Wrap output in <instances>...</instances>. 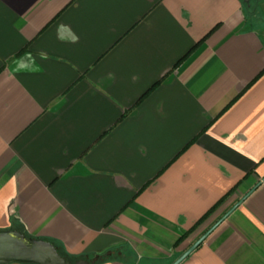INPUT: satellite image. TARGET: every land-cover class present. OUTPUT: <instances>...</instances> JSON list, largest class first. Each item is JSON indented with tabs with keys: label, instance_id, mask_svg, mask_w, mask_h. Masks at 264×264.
Masks as SVG:
<instances>
[{
	"label": "crops",
	"instance_id": "crops-1",
	"mask_svg": "<svg viewBox=\"0 0 264 264\" xmlns=\"http://www.w3.org/2000/svg\"><path fill=\"white\" fill-rule=\"evenodd\" d=\"M252 5L0 0V228L72 255L122 244L101 264H173L223 218L179 264H264Z\"/></svg>",
	"mask_w": 264,
	"mask_h": 264
},
{
	"label": "water",
	"instance_id": "water-1",
	"mask_svg": "<svg viewBox=\"0 0 264 264\" xmlns=\"http://www.w3.org/2000/svg\"><path fill=\"white\" fill-rule=\"evenodd\" d=\"M222 219L209 228L173 264H179L199 246ZM102 252H98L91 258L90 255H85V257L71 260L60 252L54 242L48 239L28 235L16 226L0 228V264H95L100 259ZM112 253L114 250L106 251L107 255Z\"/></svg>",
	"mask_w": 264,
	"mask_h": 264
},
{
	"label": "trees",
	"instance_id": "trees-1",
	"mask_svg": "<svg viewBox=\"0 0 264 264\" xmlns=\"http://www.w3.org/2000/svg\"><path fill=\"white\" fill-rule=\"evenodd\" d=\"M187 55L188 54H186L182 59H184V58H186L187 57ZM181 59V60H182ZM161 81V80H160ZM160 81L159 82H157L155 85H153V87L147 92V93H149L154 87H156L159 83H160ZM146 93V94H147ZM145 94V95H146ZM223 199V198H222ZM219 200V202H217V204H215V206H213V208H211L196 224H195V226H193L189 231H187V232H185L183 235H181V237L179 238V240L177 241V244L178 243H180L181 241H183L191 232H193L221 203H222V201L223 200ZM16 226V225H15ZM16 227H18V228H20L21 230H23V231H25V229L23 228V227H21V226H16ZM26 232V231H25ZM29 235V234H28ZM45 239H48V238H45ZM48 240H50V241H52V242H54L58 247H59V250H60V252L63 254V255H65V256H67L69 259H71V260H76V259H78V258H82V257H84V256H82V255H72V254H70L63 246H61V244H59L58 242H56V241H54V240H51V239H48ZM122 246V244L121 245H116V246H113V247H111V248H109V249H106V250H104L103 252H102V255H101V257H100V259L97 261V263L96 264H101L102 262H104V261H107V260H110V259H112L111 258V256H108L107 254H106V251L107 250H111V249H119L120 247Z\"/></svg>",
	"mask_w": 264,
	"mask_h": 264
},
{
	"label": "flooded vegetation",
	"instance_id": "flooded-vegetation-1",
	"mask_svg": "<svg viewBox=\"0 0 264 264\" xmlns=\"http://www.w3.org/2000/svg\"><path fill=\"white\" fill-rule=\"evenodd\" d=\"M246 2H247V4H248V6H253L252 4L253 3H257V2H260L261 0H245ZM85 257V256H84ZM90 258H91V256H90ZM96 264V263H95Z\"/></svg>",
	"mask_w": 264,
	"mask_h": 264
}]
</instances>
